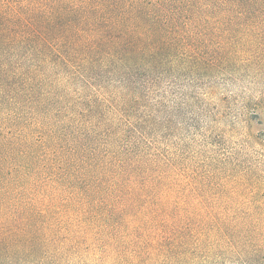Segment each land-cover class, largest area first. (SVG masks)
<instances>
[{
	"label": "trees",
	"instance_id": "16d2710c",
	"mask_svg": "<svg viewBox=\"0 0 264 264\" xmlns=\"http://www.w3.org/2000/svg\"><path fill=\"white\" fill-rule=\"evenodd\" d=\"M243 73L264 74V0H0V264L81 258L139 224L263 230L254 177L198 200L151 141L168 79Z\"/></svg>",
	"mask_w": 264,
	"mask_h": 264
},
{
	"label": "rangeland",
	"instance_id": "374dc122",
	"mask_svg": "<svg viewBox=\"0 0 264 264\" xmlns=\"http://www.w3.org/2000/svg\"><path fill=\"white\" fill-rule=\"evenodd\" d=\"M189 83L168 79L153 98L157 114L167 116L163 133L151 140L154 149L193 176L198 200L236 202L233 187L245 173L264 190V74ZM159 225L139 224L115 238L106 233L113 240L107 249L85 250L81 258L9 264H264V229L207 234L169 221Z\"/></svg>",
	"mask_w": 264,
	"mask_h": 264
}]
</instances>
